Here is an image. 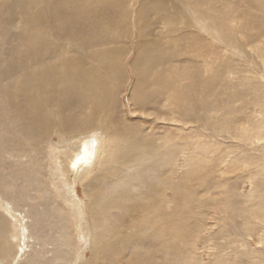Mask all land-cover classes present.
<instances>
[{
    "label": "rangeland",
    "instance_id": "rangeland-1",
    "mask_svg": "<svg viewBox=\"0 0 264 264\" xmlns=\"http://www.w3.org/2000/svg\"><path fill=\"white\" fill-rule=\"evenodd\" d=\"M143 1H129L131 21L123 18L121 13L129 9L120 0H109L116 6L103 2L97 8L104 27V20L111 21L107 32L98 33L112 40L111 47L119 57L116 64L123 67L119 73L114 69L117 86L110 122L117 124L116 128L124 122L138 129L140 137H145L143 158L122 163L118 169L110 162L104 170L107 158L100 154L89 170L78 171L72 167L73 160L63 154L77 152L90 136L97 137L104 150V140L109 137L104 132L91 129L69 140L57 130L43 137L23 131L26 151L20 159L0 155V207L12 212L9 216L1 213L9 223L16 220L13 226L0 217L5 226L0 238L7 231L11 234V241L3 238L0 242V264H261L258 262L264 260V184L252 188L246 179L249 167L242 171L231 164L245 151L251 156L264 155V142L245 146L229 137L224 128L232 117L229 111L245 112L243 102L253 98L255 90L264 89V57L257 53L264 38L255 41L257 27L264 26V1L203 0L205 15L223 11L212 16V27L202 22L210 32L194 23L202 9L187 7L189 0H145L151 13L140 24L135 11ZM155 1H164L168 14L177 8L180 13L184 7L188 13L173 15L177 24L169 31L162 30L164 23L152 10ZM105 7H110V18ZM227 10H231V18L226 26L223 13ZM118 22L135 24L150 37L138 43L131 28L126 31L130 39L125 33L118 37L115 32L121 30L114 29ZM12 29L4 28V32L11 31L7 37L12 36ZM137 51L146 57L151 51L152 58L159 59H155L160 65L146 85L133 77L129 65ZM159 75L161 81L156 83ZM138 88L149 102H143L144 107L134 103L132 93ZM167 99L176 100L173 119L171 110L166 109ZM182 101L186 106L190 102L192 109H180ZM163 113L165 120L158 119ZM159 145L162 147L157 148ZM115 156H119L118 149ZM22 166L25 178L15 171ZM39 167L41 174L36 173ZM164 189L165 206L160 203ZM124 192L127 194L122 199ZM97 203L105 205V213L94 211ZM145 204L148 210L143 213L149 215L152 206L157 220L138 227L139 209ZM243 209L252 215L248 220L237 215ZM136 210L138 216L132 222L129 219ZM165 218L172 219L170 224L163 222ZM92 236L96 239L93 242ZM102 245H106L105 250L99 251ZM1 248H8V252Z\"/></svg>",
    "mask_w": 264,
    "mask_h": 264
},
{
    "label": "bare ground",
    "instance_id": "bare-ground-1",
    "mask_svg": "<svg viewBox=\"0 0 264 264\" xmlns=\"http://www.w3.org/2000/svg\"><path fill=\"white\" fill-rule=\"evenodd\" d=\"M99 1L0 0V155L3 154L5 157H9L8 159H20L21 153L26 151V140L23 137V131L29 130L35 137H43V135L47 136L52 131L57 130V134H63L64 138L70 140L82 132L97 129L110 137L104 140V143H106L104 150L98 138L90 136V138H86L81 142L77 152L73 151L72 155L63 154L67 159L73 160L72 167L74 169L77 168L78 171L89 170L100 159V154H102L101 157L107 158L102 164V166L104 165V170L110 162L113 163L112 168L116 165L118 169L122 163L125 164L135 161L137 158H143L146 148V143L143 141L145 137H140L138 129L132 126L128 127L124 122L119 124L121 128H116L117 124L112 125L110 122L109 110L113 107L114 89L117 86V80H114L116 75L114 74V69H117L119 73V71L123 70V67L116 64V62L119 63V57L117 56L118 53L111 47L112 40L106 36H100L98 33L103 30V32H107L109 30L108 24L111 26V21L108 23L107 20H104V24L107 26L104 27L101 23L104 18H99V10L97 8L107 4L116 6V4L109 2V0ZM129 1L120 0L123 7L126 6L129 9L121 13L126 21H131L132 13L130 11L131 8H128ZM189 1V3L186 1L187 7H191L192 10L195 9V6L202 9L203 0ZM103 2L105 3L100 5ZM143 2V4L140 3L139 9L137 8L135 11L140 24L143 23L146 16L148 17L150 9L148 2L146 3L145 0ZM159 2L160 4L158 1L152 4V10L158 16L160 23H164L162 30L166 29L169 31L171 29L170 26L177 24L178 21L173 15L182 14L184 16L185 13H188V11L185 12L186 7L183 9L181 7L180 13L177 8V11L168 14V10L163 5L164 1ZM182 6H185V3ZM104 10L109 15L108 18H110V7H105ZM219 11L223 12L216 10L211 12L209 14L211 16H209L205 15L202 9L200 13H197L201 17L197 19L198 17L196 16L194 23H198V26L200 25L204 31L210 32L206 24H202V22L207 21V26L211 25L212 16L217 15ZM230 13L231 10L223 13L226 15V26L230 23ZM224 15H221L222 20H225ZM189 25L191 26L190 23ZM189 25L186 24V26ZM230 27L232 29L233 26ZM243 27L241 25V29ZM4 28L7 30L13 28L12 36L10 34L7 37L11 31L4 32ZM14 28H16V32H13ZM130 28L135 37H138L136 41L138 43L143 44L146 38L150 37V34L145 35L143 30L140 27H136L135 24L134 26L129 24L125 26L123 22H118L117 27L114 29L115 31L121 30V32H115L118 37L125 33L126 38L130 39L131 37H128ZM257 28L259 31L255 41L264 38V26H258ZM231 32L229 31V34ZM130 35L132 36L133 34L130 33ZM16 40H18V43L14 44L13 42ZM118 40L119 38L116 41ZM5 46L6 48H4ZM229 47L232 48L233 46ZM155 50L154 48L153 52ZM259 52L264 57V46L259 48L257 53L259 54ZM155 59L159 60L157 57L152 58L151 51L147 54V57L140 51L135 52V55L132 56L129 65L133 72V77L142 85L148 84L147 81L150 80L149 77L153 73L154 68L160 65ZM170 76L174 77V75ZM159 77L160 75L155 78L156 83L161 81ZM139 91H142V89L138 88L135 94L132 93L135 96L133 98L134 103L137 106L141 105L139 107H144L143 102L145 104H149V102L144 101L142 98L143 93L139 94ZM254 92L256 93L253 98L243 102L242 108L246 109L245 112H239V110L229 111V114H232L231 119L225 123L223 122L226 124L224 127L226 134L239 140L245 146L253 145L254 141L264 142V89H257ZM164 102L167 103L166 109L171 110V119H173L174 115L172 114L177 112L175 110L176 100L167 99ZM187 106L189 110L192 109L190 102H188ZM187 106L183 101L179 103L180 109ZM45 109L48 110L50 116L48 113H43ZM165 115L163 113L158 116V119L165 120ZM177 121L182 122L180 119H177ZM109 133L116 134V136L109 135ZM94 143V150L90 157L91 144ZM161 147L162 145H159L157 148ZM35 149L37 150V146ZM117 149L119 156L116 157ZM246 152H242L235 157L236 159L234 158L231 164L236 170L246 171L249 167L246 179L252 188L260 187L264 184V155L251 156L246 154ZM23 166L26 167V163ZM23 166L21 168L18 167L15 171L16 174L21 173L22 175L20 174V176L25 178ZM61 169L64 170L63 165H61ZM36 173H42L40 167L37 168ZM77 180L76 177L75 182ZM120 184L121 181L118 185ZM89 187H91V182ZM171 188L174 191V187L171 186ZM166 192L167 190L164 189L160 199V203L164 206L167 204V199L163 197ZM126 194L127 192H124L123 195L120 194L118 196L122 195L121 198L123 199ZM179 195L184 205L185 195L183 192ZM3 208L0 207V217L8 224L13 223L14 226L16 220L10 219L9 223L6 216L3 215L5 211V214L9 216V213H12L11 209L4 208L3 210ZM149 209H151L149 215L144 214L143 212L147 211L148 207L147 204L143 205L142 209H139V216V210H136L137 213L136 211L132 213L133 216L129 220L135 222L137 216L138 220L141 218L138 227H141L148 220L154 222L157 220V210L153 209L152 206ZM94 211H106L105 205L97 203ZM237 215L245 220L252 217L244 209L242 212L238 211ZM171 220L170 218H165L163 222L170 224ZM160 221L161 219L159 218L158 222ZM4 228L5 226L0 224V230H4ZM12 230L14 231V227ZM259 231H262V229ZM10 235L9 231L5 232L0 238V242L3 241V238L6 241H11ZM93 237L91 242L96 240ZM122 241H125V235ZM140 243V241H137V245H140ZM6 244L10 246L11 243ZM105 246L102 245L99 251L105 250ZM1 249L3 253L8 252V248ZM258 263L263 264L264 260Z\"/></svg>",
    "mask_w": 264,
    "mask_h": 264
},
{
    "label": "water",
    "instance_id": "water-1",
    "mask_svg": "<svg viewBox=\"0 0 264 264\" xmlns=\"http://www.w3.org/2000/svg\"><path fill=\"white\" fill-rule=\"evenodd\" d=\"M92 143H93V142H92ZM94 145H95V143H94V144H91L90 157H91V155H92V153H93V150H94Z\"/></svg>",
    "mask_w": 264,
    "mask_h": 264
}]
</instances>
